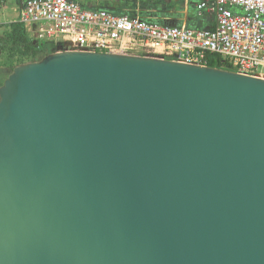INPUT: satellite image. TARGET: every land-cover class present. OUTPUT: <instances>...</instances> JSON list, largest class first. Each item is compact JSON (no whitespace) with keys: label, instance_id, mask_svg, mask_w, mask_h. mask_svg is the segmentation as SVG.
I'll use <instances>...</instances> for the list:
<instances>
[{"label":"water","instance_id":"obj_1","mask_svg":"<svg viewBox=\"0 0 264 264\" xmlns=\"http://www.w3.org/2000/svg\"><path fill=\"white\" fill-rule=\"evenodd\" d=\"M0 264H264V75L68 40L14 64Z\"/></svg>","mask_w":264,"mask_h":264},{"label":"built area","instance_id":"obj_2","mask_svg":"<svg viewBox=\"0 0 264 264\" xmlns=\"http://www.w3.org/2000/svg\"><path fill=\"white\" fill-rule=\"evenodd\" d=\"M195 10L198 15L215 16V25H166L88 8L77 0H26L15 21L40 41L68 40L94 50L154 53L207 63L208 54L215 53L229 68L264 75V0H197Z\"/></svg>","mask_w":264,"mask_h":264},{"label":"trees","instance_id":"obj_3","mask_svg":"<svg viewBox=\"0 0 264 264\" xmlns=\"http://www.w3.org/2000/svg\"><path fill=\"white\" fill-rule=\"evenodd\" d=\"M175 3L178 4L177 7L179 11L173 14V16H176V19L172 20V22L173 24L180 25L183 22L185 14L184 2L183 0H175ZM112 12L121 14L119 11ZM196 16L201 17V15ZM153 21L166 24L172 23L171 21L166 22L160 19H154ZM0 44L4 49L5 61L10 64L39 58L45 51L54 47V42L52 41H40L39 39L33 37L28 28H26L23 23L18 21L0 25ZM207 61L212 65L226 67L229 65L228 62L222 58V56L215 53L208 54Z\"/></svg>","mask_w":264,"mask_h":264},{"label":"flooded vegetation","instance_id":"obj_4","mask_svg":"<svg viewBox=\"0 0 264 264\" xmlns=\"http://www.w3.org/2000/svg\"><path fill=\"white\" fill-rule=\"evenodd\" d=\"M77 1L83 6L86 5V3L81 0ZM96 5L98 7L108 8L111 12L119 11L121 14H132L147 20L164 19L171 21L173 20V14L179 11L177 7L178 4L175 3V0H170V2L169 0H100L99 4ZM185 6L186 3L184 2V7ZM28 30L32 33V36L35 37L33 31L31 29ZM13 65L14 64L5 61L4 49L0 44V85L11 72Z\"/></svg>","mask_w":264,"mask_h":264},{"label":"crops","instance_id":"obj_5","mask_svg":"<svg viewBox=\"0 0 264 264\" xmlns=\"http://www.w3.org/2000/svg\"><path fill=\"white\" fill-rule=\"evenodd\" d=\"M26 0H0V25L9 24L17 18L18 11L23 7ZM86 3V7L96 9V8H105L98 7L96 4H99L100 0H81ZM186 3L185 6V14L182 24H186L191 27H200V28H208L213 27L215 25V16L212 15H196L197 12L195 10V4L197 0H183ZM108 9V8H105ZM110 10V9H108ZM196 14V15H195ZM173 20L176 19V16H173ZM163 21H168L164 19H160ZM170 22V21H168ZM172 22V20H171ZM173 23V22H172ZM166 24V23H163ZM180 24V25H182ZM166 25H176L167 23Z\"/></svg>","mask_w":264,"mask_h":264}]
</instances>
